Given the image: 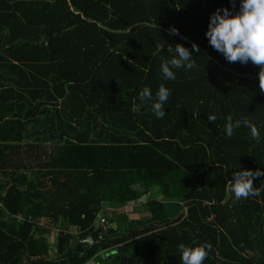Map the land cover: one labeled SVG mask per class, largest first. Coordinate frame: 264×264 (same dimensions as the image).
<instances>
[{"label":"trees","instance_id":"16d2710c","mask_svg":"<svg viewBox=\"0 0 264 264\" xmlns=\"http://www.w3.org/2000/svg\"><path fill=\"white\" fill-rule=\"evenodd\" d=\"M239 5L0 0V264H182L178 245L204 242L203 264H264V192L226 190L235 171H264L260 69L205 35L214 11ZM193 42L194 67L164 79L162 60ZM161 83L163 119L151 102L132 111ZM229 115L255 123L260 143L245 126L226 136Z\"/></svg>","mask_w":264,"mask_h":264},{"label":"clouds","instance_id":"9594fccd","mask_svg":"<svg viewBox=\"0 0 264 264\" xmlns=\"http://www.w3.org/2000/svg\"><path fill=\"white\" fill-rule=\"evenodd\" d=\"M235 5V0H231ZM170 35H180L175 26L169 30ZM209 44L221 53L228 62L247 64L251 61L258 66L259 89L264 94V0H240L239 11L235 14L225 7L214 11L209 20L205 33ZM193 52H199L198 45L192 43V51L184 45L177 43L175 53L170 59H163L160 65L161 73L166 80H175V69H192ZM171 91L163 83L158 87L153 97L150 87L144 86L138 93L139 104H134L132 111L140 112L144 104L150 103V108L154 115L163 119L166 115L165 105H167ZM198 115V113H196ZM208 119L212 122L217 120L215 114H208ZM245 126L250 129V136L257 142L261 141V134L256 124L248 118L233 120L231 115L226 117L224 131L226 136L231 137L235 129ZM234 180L230 179L227 185V192L235 200L247 199L249 197H259L264 192V185L256 187L254 178L264 176V171L260 169H241L233 173ZM182 264H203L211 251L212 246L204 242L195 247L186 246L184 243L178 245Z\"/></svg>","mask_w":264,"mask_h":264},{"label":"water","instance_id":"95a60500","mask_svg":"<svg viewBox=\"0 0 264 264\" xmlns=\"http://www.w3.org/2000/svg\"><path fill=\"white\" fill-rule=\"evenodd\" d=\"M131 190L135 191V192H142L144 193L146 191V188L144 186L141 185V183H135L132 184L131 186ZM93 241V238L91 235H86L83 239H78L76 240L74 243H77V250H82V248L84 247V245H89L91 244Z\"/></svg>","mask_w":264,"mask_h":264},{"label":"rangeland","instance_id":"374dc122","mask_svg":"<svg viewBox=\"0 0 264 264\" xmlns=\"http://www.w3.org/2000/svg\"><path fill=\"white\" fill-rule=\"evenodd\" d=\"M57 228H53L51 232L48 235L49 238V245H54V242L56 240V235H57Z\"/></svg>","mask_w":264,"mask_h":264},{"label":"built area","instance_id":"2783aa9c","mask_svg":"<svg viewBox=\"0 0 264 264\" xmlns=\"http://www.w3.org/2000/svg\"><path fill=\"white\" fill-rule=\"evenodd\" d=\"M105 223H106V219L103 217V218L101 219V225H103V224H105ZM84 264H100V262L97 261V260H94V259H89V260H87Z\"/></svg>","mask_w":264,"mask_h":264},{"label":"crops","instance_id":"0c3cea01","mask_svg":"<svg viewBox=\"0 0 264 264\" xmlns=\"http://www.w3.org/2000/svg\"><path fill=\"white\" fill-rule=\"evenodd\" d=\"M71 230H75V229H73V228H70Z\"/></svg>","mask_w":264,"mask_h":264}]
</instances>
